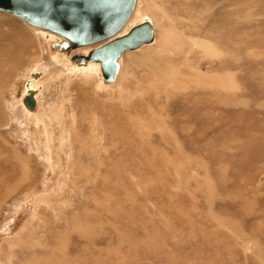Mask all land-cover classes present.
<instances>
[{"label": "rangeland", "instance_id": "374dc122", "mask_svg": "<svg viewBox=\"0 0 264 264\" xmlns=\"http://www.w3.org/2000/svg\"><path fill=\"white\" fill-rule=\"evenodd\" d=\"M138 2L110 88L0 12V264H264V0Z\"/></svg>", "mask_w": 264, "mask_h": 264}, {"label": "water", "instance_id": "95a60500", "mask_svg": "<svg viewBox=\"0 0 264 264\" xmlns=\"http://www.w3.org/2000/svg\"><path fill=\"white\" fill-rule=\"evenodd\" d=\"M136 0H0V12L15 15L27 24L51 32L59 40L49 42L54 52L68 54L75 48L99 44L86 53H75L72 62L97 63L105 83L115 80L120 57L153 40V26L148 20L131 26L115 36L130 18ZM33 90L22 99L24 106H35Z\"/></svg>", "mask_w": 264, "mask_h": 264}, {"label": "bare ground", "instance_id": "6f19581e", "mask_svg": "<svg viewBox=\"0 0 264 264\" xmlns=\"http://www.w3.org/2000/svg\"><path fill=\"white\" fill-rule=\"evenodd\" d=\"M139 2H138V0H136V2H135V6H134V10H133V12H132V14H131V16H130V18L128 19V21L126 22V24L124 25V27L115 35V36H117V35H121V34H123L124 32H126L127 31V29H129L131 26H133V25H135V24H138V23H140V22H142L143 20H148L151 24H152V26H153V40L150 42V43H148V44H144V45H142V46H140V47H138L137 49H139V48H141V47H143V46H145V45H152L153 43L155 44L156 43V36H155V29H156V26H155V24H154V21L152 20V18H150V17H152V16H148L147 14H142V15H138V17H137V14H138V10H140L139 8ZM5 13V12H4ZM12 15V14H11ZM15 16V15H14ZM17 17V16H16ZM19 18V17H18ZM21 19V18H20ZM134 19H139L137 22H135V23H132V21H134ZM22 20V19H21ZM24 21V20H23ZM25 22V21H24ZM26 23V22H25ZM27 24V23H26ZM29 25V24H28ZM31 26V25H30ZM32 27H34V26H32ZM43 30V29H42ZM45 31V30H44ZM40 35V34H39ZM51 36V35H50ZM54 36L55 37H53V38H51V39H49V41H48V44H49V42L50 41H52V40H59V37L57 36V35H55L54 34ZM46 37V36H45ZM57 37V39H54V38H56ZM29 42V41H28ZM27 44V43H26ZM31 44V43H30ZM99 44H101V43H98V44H94V45H90V46H87V47H82L83 49L82 50H85V52L84 53H86L87 51H86V49L88 48V47H91V46H98ZM30 48V47H29ZM86 48V49H85ZM134 50H136V49H134ZM127 51H129V50H127ZM21 52V51H20ZM54 53H56L55 55L53 54V59H54V61H55V64L56 63H58V64H63L64 65V67L66 68V70H68L69 71V73H74V74H77V73H88V74H90V75H92L94 78H95V80H96V82H97V84H96V87L97 88H110V87H113V86H115V84H117L118 82H119V78L121 77V75H122V70H123V68H122V65H121V63H120V70H119V72H118V74H117V76H116V78H115V80L113 81V82H111V83H105V82H103V80H102V76H101V73H100V70H99V65L97 64V63H93V62H87L86 64H84V65H78V64H76V63H73V65H71V66H69L67 63H66V61L62 58V56H66L67 54L66 53H64V52H54ZM123 55V54H122ZM122 55H121V57H122ZM13 56H7L6 58H4V62H3V64L4 63H10V67L11 68H15V67H17V65H19V64H21L24 60V57L22 58L21 57V54L19 53L18 55H15L14 56V59L12 58ZM121 57H120V59H121ZM39 58V54H37V53H34L33 54V56L32 57H30V59L28 58V64L29 63H33V62H35L37 59ZM65 58V57H64ZM62 65V66H63ZM66 72V71H65ZM64 73V72H63ZM67 73V72H66ZM68 73V74H69ZM31 82V81H30ZM30 85L31 86H33L31 83H30ZM30 85H28V84H25V88H28L27 90L26 89H24L25 91H26V93L23 95V97L25 96V95H27L28 94V92L29 91H31V90H33V92H34V95H33V98H34V100H35V106H36V98L35 97H39L38 96V90L37 89H33V88H30ZM36 85V84H35ZM37 90V91H36ZM23 99V98H22ZM22 101V100H21ZM22 104H23V102H22ZM23 106H24V104H23ZM34 106V107H35ZM25 107V106H24ZM25 109L26 110H28L26 107H25ZM34 109V108H33ZM33 109L32 110H28V111H33ZM37 109V108H36ZM38 112V111H37ZM33 114V113H32ZM22 172H24V169H22V171H21V173Z\"/></svg>", "mask_w": 264, "mask_h": 264}]
</instances>
